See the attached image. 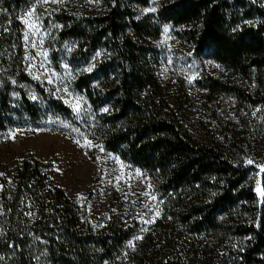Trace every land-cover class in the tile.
Listing matches in <instances>:
<instances>
[{"label":"trees","instance_id":"1","mask_svg":"<svg viewBox=\"0 0 264 264\" xmlns=\"http://www.w3.org/2000/svg\"><path fill=\"white\" fill-rule=\"evenodd\" d=\"M28 0H0L7 10ZM125 1V2H124ZM122 2V0H121ZM146 5L148 0H123ZM104 11L90 20L62 18L61 32L91 51L104 46L108 60L73 83L98 110L96 126L103 147L145 171L173 197L174 219L201 232L248 237L233 264H264V170L255 181L228 153L198 142L169 112L153 67L154 49L128 32L157 36L170 23L176 35L229 71L264 77V0H159L155 13L134 19L120 0H101ZM123 10V11H121ZM71 26H69V23ZM19 78L39 88L28 76ZM216 91L243 95L234 86L211 81ZM13 86H0V129L31 122L44 111L21 89V107H12ZM57 114L66 105L46 99ZM107 109V111H104ZM264 169V167H263ZM248 217L242 223L240 216ZM133 230L109 222L98 230L86 212L48 178L36 159L24 160L0 184V264H189L152 251L143 241L124 251Z\"/></svg>","mask_w":264,"mask_h":264},{"label":"rangeland","instance_id":"2","mask_svg":"<svg viewBox=\"0 0 264 264\" xmlns=\"http://www.w3.org/2000/svg\"><path fill=\"white\" fill-rule=\"evenodd\" d=\"M124 2L120 0L121 9L128 7L133 18L140 19L155 13L159 0L146 5ZM103 11L101 0H28L11 10L0 2V86H13L12 107H21V89L44 111L34 123L24 115L15 118V125L0 129V184L24 160L36 159L50 181L86 212L95 230L112 221L133 230L124 251L145 241L152 251L189 264H233L248 237L191 230L169 215L174 196L163 192L145 171L103 147L96 126L98 110L73 83L107 61L109 51L103 45L91 51L76 38L61 35L67 27L63 17L90 20ZM29 12L33 15L27 16ZM177 30L166 23L157 36L128 32L154 49L159 92L171 115L198 142L228 153L247 171L248 181H255L264 167V77L245 78L229 71L195 51ZM22 74L39 88L21 80ZM211 81L234 85L245 96L216 91ZM49 98L69 107L71 115L55 113L47 105ZM248 220L241 215L239 222L249 224Z\"/></svg>","mask_w":264,"mask_h":264},{"label":"snow or ice","instance_id":"3","mask_svg":"<svg viewBox=\"0 0 264 264\" xmlns=\"http://www.w3.org/2000/svg\"><path fill=\"white\" fill-rule=\"evenodd\" d=\"M42 2L43 3H48L49 2V0H42ZM51 2L52 3H57V2H59V0H51ZM33 12H34V9H33ZM33 12H29V13H27V16H32L33 15ZM25 23H27V20H25L24 21ZM29 27H31V25H29ZM27 34L25 35V39L27 40ZM90 70V69H89ZM104 111H107V109H105ZM249 163H252V161H249ZM262 170H264V169H262ZM262 196H264V191H262L261 193H260ZM137 239H139V237H137Z\"/></svg>","mask_w":264,"mask_h":264}]
</instances>
